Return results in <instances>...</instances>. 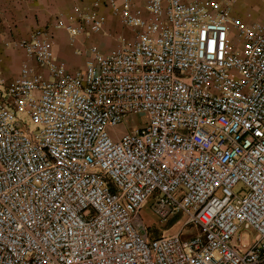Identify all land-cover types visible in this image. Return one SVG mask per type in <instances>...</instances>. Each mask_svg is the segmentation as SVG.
Here are the masks:
<instances>
[{
  "label": "built area",
  "instance_id": "built-area-1",
  "mask_svg": "<svg viewBox=\"0 0 264 264\" xmlns=\"http://www.w3.org/2000/svg\"><path fill=\"white\" fill-rule=\"evenodd\" d=\"M102 7L132 41L70 72L37 27L0 77V264H264V26L215 0H94L70 45Z\"/></svg>",
  "mask_w": 264,
  "mask_h": 264
},
{
  "label": "rangeland",
  "instance_id": "rangeland-1",
  "mask_svg": "<svg viewBox=\"0 0 264 264\" xmlns=\"http://www.w3.org/2000/svg\"><path fill=\"white\" fill-rule=\"evenodd\" d=\"M215 1L219 2L223 6L225 4H228L232 16L242 20L244 24H246L248 27H250L251 24L257 22L260 23L262 22L261 20H264L263 18L264 11L262 9V5L259 4L258 2L257 3L254 2L253 0H231V1L215 0ZM77 6L83 7L88 5H77ZM245 10H248L247 14H245L244 12ZM100 13L106 17V24L102 32L98 34L79 36L76 38L73 45H70L69 42L67 44L64 43L62 44V50L58 52L60 55L59 56L55 55L58 63L64 66L66 70L70 72L82 70L85 66V61L88 58L89 48H97L99 49L100 52L107 53L111 49L117 46L118 43L117 39L119 36L128 38V41H132V35L130 31L124 28L119 23L117 18L112 16L111 12L107 8L102 7L100 9ZM68 15L66 17H68ZM66 23H67L66 21L63 22L61 28L58 29H54L53 26L50 27V29L53 31L52 38L50 41L51 49L53 44L58 45L60 44V42L62 41L64 42L66 41V39H68V35L64 29ZM20 31H22V29H20ZM31 32L26 33V35L24 36L18 37L19 39L18 38L16 40L12 39L9 40L8 42L0 43V62H2L5 56H6L5 57L6 63H7V59L9 60V63L7 65L5 64V68L0 67V77L9 81L12 75V69L14 67H17L19 69L21 65L25 62L26 57L22 48L20 47V43L21 41L26 39ZM59 46L60 45H58V47ZM2 48L8 49L5 54L2 53L1 51ZM65 60L72 61L75 69L73 70L68 69L65 65V63L67 62ZM30 64L32 65V67H34L36 70L39 71V68L36 66L34 61H30ZM145 120H146V116L143 114L128 116L124 120L123 124L117 128V132L119 135L118 137H120L122 134L133 131L136 127L143 126L145 124ZM151 205H152V199H150L148 203L142 208L140 212V217L146 225L152 227L153 229H156L158 232H162L164 229L163 225L160 224L159 221L153 216L151 212ZM174 229H175L174 227L170 228L169 232L174 231ZM158 232L153 231L151 233V236L156 237L159 234Z\"/></svg>",
  "mask_w": 264,
  "mask_h": 264
},
{
  "label": "crops",
  "instance_id": "crops-1",
  "mask_svg": "<svg viewBox=\"0 0 264 264\" xmlns=\"http://www.w3.org/2000/svg\"><path fill=\"white\" fill-rule=\"evenodd\" d=\"M93 1L94 0H0V43L8 42L12 39L16 40L18 37L26 35V33L31 32L37 27H51L56 18L62 13L63 17L61 20L65 22L67 20L66 16L70 12L72 13L74 6L89 5ZM253 1L261 4L264 11V0ZM244 12L247 14L248 10ZM261 21L260 23L264 26V20ZM20 29H22V31H20ZM68 42V39L64 42H60V44H58L60 45L59 47L57 44H53L52 49L55 55L59 56L60 54L58 52L62 50V44H67ZM7 50L8 49L5 48L1 49L4 54ZM5 57L2 62H0L1 68H5V64L7 65L9 63L8 59L6 63ZM65 65L70 70L75 69L72 61H67ZM18 71L19 69L17 67L12 69L10 80L18 75Z\"/></svg>",
  "mask_w": 264,
  "mask_h": 264
}]
</instances>
